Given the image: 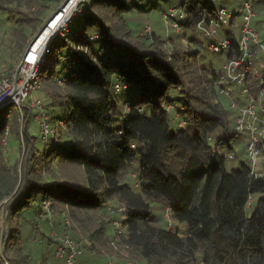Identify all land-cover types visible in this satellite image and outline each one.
<instances>
[{
  "label": "trees",
  "instance_id": "trees-1",
  "mask_svg": "<svg viewBox=\"0 0 264 264\" xmlns=\"http://www.w3.org/2000/svg\"><path fill=\"white\" fill-rule=\"evenodd\" d=\"M47 1L0 0V9L13 4L31 9ZM174 1L175 6L185 3L173 0L170 6ZM61 2L57 0V4ZM186 6L188 29L196 28L215 10L211 0H188ZM156 8L157 2L152 0H85L78 5L62 31L64 35L58 33L51 41V51L41 65L43 83L50 82L44 107L53 110L46 111L53 122L64 119L65 126L58 139L44 144L47 158L37 159L33 172H25L24 182L22 171L19 178L17 168L8 169L3 163L8 122L0 118V203L8 198L6 254L16 242L23 243L20 222L27 220V215L37 234L33 243L38 237L43 246L46 243L55 249L51 226L44 219L43 200L50 199L56 231L82 240L83 251L101 253L108 248L103 251L106 255L113 251L115 237L109 232L113 218L106 207L115 201L125 206V240L131 255L146 264H264V177L252 175L247 164L228 167L222 141L232 151L229 135L213 143V132L221 128L228 134L231 124L222 103H216L221 95L214 78L208 74L199 78L196 89L203 96L191 92L189 97L196 102L187 100L188 110L193 112L187 128L173 129L166 104L173 90L193 81L188 70L195 73L194 64L187 60L188 51L176 48L172 37L168 50L155 32L152 36L135 35L128 23L116 26L113 22L116 17L123 20L127 12ZM21 21L23 27L31 23L24 18ZM226 36L234 39L230 30ZM199 52L190 53L198 58ZM118 83L126 87L117 91ZM126 105L129 109L123 111ZM24 108L31 106L25 104ZM55 109L62 112L57 115ZM22 134L31 151H40L36 147L40 138L32 136L27 126ZM56 159H61L64 178L40 182L44 168ZM134 164L138 184L132 185L123 178ZM79 171L81 178L76 175ZM255 194L259 197L248 214ZM153 202L165 203L166 211L171 208L170 220L172 217L186 227L183 235L172 225H157ZM58 204L70 208V224L57 213L62 211ZM42 224L50 228L49 235L41 231ZM77 227L84 238L75 235ZM20 249L24 251L22 246ZM4 252L0 264H4ZM6 256L10 264H28L31 257L25 254L22 263ZM46 256L43 254L42 264H49Z\"/></svg>",
  "mask_w": 264,
  "mask_h": 264
},
{
  "label": "rangeland",
  "instance_id": "rangeland-1",
  "mask_svg": "<svg viewBox=\"0 0 264 264\" xmlns=\"http://www.w3.org/2000/svg\"><path fill=\"white\" fill-rule=\"evenodd\" d=\"M64 0H62L63 2ZM154 3L157 2V8L152 12H144V13H138V12H127L123 15L124 19L118 20L113 19L114 24L117 26H120L121 24L128 23L130 27L133 28L135 35H148L152 36V33L155 32L157 35H160L161 39L164 40V45L170 50L172 41L170 38H173V44L180 50L182 47L183 49H186L188 51L187 60L191 59V62L194 64V71L195 73H190L191 68L189 71V77L191 78V81H188L187 85H185L182 88L175 89L171 92L170 98L171 100L167 102L166 108H168L169 118L171 120V125L173 129H181L184 130L187 128L188 120H191V114L192 111L188 110L190 109V106L188 107L187 100L191 101V104H195L196 100L190 99L191 92L194 94L192 96H199L202 97L203 93H200L197 91V84L201 81L199 78L206 77L207 74L209 75V78L211 79L212 76V69H218L222 67L226 63V59L224 58V54L222 53H212L208 50V46L210 43V40L208 39L209 36L207 35L208 30V23L207 22H201L202 24L197 26L194 29H188L185 27V24L181 29L176 30L171 27V25L166 24L164 20V15L168 11L169 7H176L177 4L173 3V5L170 6L171 2L173 0H152ZM253 2L256 7L258 8V11L260 12L259 17L254 19V24L258 27L261 36L264 38V7H261V3L264 0H250ZM61 2V3H62ZM60 3V4H61ZM222 3L227 9L234 11L235 8L238 9L240 13L236 16V21L238 22L237 26H233V30L236 34L237 39L240 38L241 35V26L244 23L243 20V14L241 13L243 10V3L244 0H221V2H217V6ZM60 4H57V0H49L45 2V4L39 3L38 5H35L31 9L29 8H17L16 4L9 5L3 9H0V75L5 71H13L16 69L22 54L24 53V50L26 49L27 45L30 43V41L33 39V37L40 31V29L45 24L47 18L50 16V14L56 10ZM78 5V3L76 4ZM180 6V5H179ZM75 8V7H74ZM20 11L24 12L20 13ZM74 12V11H72ZM109 16L112 17V12L109 13ZM24 18L25 22L31 21L29 25L26 27H23V22L21 19ZM171 24V23H169ZM78 21L75 23V27H77ZM150 26L151 27V33H146V28ZM229 30V27L223 28L219 31L218 35L215 36V38L218 40L221 37H224ZM138 38L135 37L134 41H137ZM141 42V41H139ZM199 50L198 58L196 56L191 55L190 52L193 50ZM262 57L264 55L262 54ZM58 70H60V67L58 66ZM62 82V81H61ZM50 83V82H49ZM48 82L42 81V86L35 90L32 93L33 98H41L44 102V105L48 103V98L46 96V89L49 88ZM207 87V85L205 86ZM203 87L202 89H204ZM193 88V89H192ZM205 92V91H203ZM129 93V92H126ZM208 93V92H207ZM208 96V94H207ZM206 96V97H207ZM212 95V99H213ZM207 99H210L209 97ZM29 103V101H28ZM185 103V104H184ZM215 103V100L214 102ZM217 104H221L223 106V110L227 113V121H230L229 123V132L224 133L222 132L223 129L219 128L215 132H213V143L214 140H217L218 137L224 136L225 138L230 136L228 139L229 145L233 146L232 152L234 153L235 157L233 159L228 160L227 165L230 169L234 168H240L241 165L247 164V166L250 168V163L247 159V154L245 151V144L250 142V133L248 131H244L243 133H238L236 131V123H235V115L231 109L229 108L228 101L220 96V99L218 97V100L216 102ZM30 104V103H29ZM175 104V105H174ZM127 106V105H126ZM124 106L122 108L123 111H127L129 108L128 106ZM32 108V109H31ZM31 113L29 108L23 109V116L20 111L16 110L14 107L13 114L10 121H7L6 127L8 126L11 128V134L6 136L5 141V154L3 163L5 164L6 168L12 169L17 168L19 171V178L21 177V171L23 172L22 178L26 175L25 172L29 169L30 172L32 171V168L34 167V163L39 160H43V158H47L48 156V149L43 151L44 143L40 141V139H37L36 147L39 148L40 151L36 149L30 150V145L25 143L24 136L22 134V131L26 128V126L29 128V133L34 136L40 138V125L36 118V113L39 112L42 109H45L46 111L53 112L51 109H47V107L39 108V107H31ZM199 108L203 109V107L199 106ZM27 110V111H26ZM228 110L230 111L228 113ZM48 112V115L50 116ZM62 110L55 109V114H60ZM229 114V115H228ZM24 117L25 120L28 119L29 122L24 121L20 124L17 122L16 119L19 120V117ZM13 120V121H12ZM22 125H25L23 127ZM23 129V130H22ZM64 129V127H62ZM59 135V134H58ZM57 136H55V139H58ZM66 136L64 137L65 140ZM46 156V157H45ZM61 159H56L54 163H50L47 168H44L46 170H43V172H46L44 175H41L40 182H48L53 181L56 182L59 179L56 178H64L63 173L60 172V161ZM136 164L129 166L127 171L124 174V178L126 181L130 182L132 185L138 184V177L135 175L136 171ZM135 170V171H134ZM59 172L60 175H56ZM33 172V171H32ZM77 175V178L80 177V171ZM40 176V175H39ZM68 176V175H67ZM66 176V177H67ZM76 177V176H75ZM25 181V178L23 179V182ZM138 186V185H137ZM259 195L255 194L253 196L252 201L248 205L247 212L248 214L252 213V210L256 204V201L258 199ZM8 199V198H7ZM7 199H4L3 202L0 203V236L6 233L7 230V205L6 201ZM64 205V204H63ZM62 204H58L57 206L59 208H62V211L57 212L59 215H64L65 217L70 214V208L63 206ZM166 205L163 202H153V210L154 215L159 218V221H157V225L161 227H170L172 225L173 229H179L180 233L183 235L185 232V225L180 223L177 220H174L171 217L170 220V214L166 212ZM107 213L113 218L111 227L109 232L111 234H114V220H118L122 216V212L119 210L120 206L115 201H110L107 204ZM56 217V215H55ZM31 217L27 215V220L23 221V219L20 222V227L22 230V237H23V243H20L19 241L13 244V248L7 252V254L4 252V255H8L9 257L18 258L17 261L22 262L26 259L25 254L31 255L29 259L28 264H42L43 263V254L47 255L49 264H63V259H54L53 258V245L47 246L46 243L43 246V244L39 243L37 240V243H33V239L37 236V234L33 231L32 228V222H30ZM56 220V219H55ZM17 227V226H16ZM77 227V230L75 231V235H78L80 238H84L83 234ZM41 231L44 232L46 235H49L50 228L46 225L42 224ZM47 242V241H46ZM23 248V252L20 249L21 246ZM108 249V248H107ZM102 249L101 253H95L91 252L89 250L84 249L83 254L79 256V261L81 264H106L107 256L104 254V250ZM7 257V256H6ZM136 260L140 262V264H146L142 259L138 258L137 256H133ZM15 264H18V262H15ZM27 264V263H24Z\"/></svg>",
  "mask_w": 264,
  "mask_h": 264
},
{
  "label": "built area",
  "instance_id": "built-area-1",
  "mask_svg": "<svg viewBox=\"0 0 264 264\" xmlns=\"http://www.w3.org/2000/svg\"><path fill=\"white\" fill-rule=\"evenodd\" d=\"M85 0H77L78 5ZM186 1L180 6L169 8L164 15L166 24L179 30L189 19V8ZM215 10L206 17L203 22L208 23L207 35L209 36L208 50L212 53H222L226 63L218 68L213 69L212 76L215 86L220 95L229 103V108L235 115L236 131L250 133V142L245 144V151L248 162L250 163V172L255 177H264V38L258 27L254 24V19L259 17L260 12L256 5L250 0H244L243 3V20L241 26V35L237 39L233 26H237L236 16L237 8L234 11L227 9L222 3L217 6L221 0H211ZM75 4L74 12L71 11L45 40L42 48L35 50V56L31 57L32 49L23 59L22 57L17 65H20L18 79L16 80V69L13 71L5 70L0 75V118L6 121L11 120L13 107L21 112L23 116V107L29 104L31 107L44 108V102L41 98H33L32 93L42 86L41 65L46 61V55L51 51V41L58 33L63 34L68 23L78 7ZM188 4V3H187ZM171 23V24H169ZM202 23H199L201 25ZM229 27L233 33L232 37L224 36L216 39L219 31ZM146 33H151V27L148 26ZM64 35V34H63ZM34 46V45H33ZM231 51L232 56L228 57ZM116 90L123 89L122 84H116ZM29 101V103H28ZM20 116L19 121L22 123L24 117ZM37 121L40 125V139L44 144L51 143L55 136L60 134V129L65 126L64 119H57L53 122L51 116L45 109L36 113ZM9 127H6L8 135ZM6 135V136H7ZM6 141V140H5ZM223 149L227 158L233 159L234 153L227 149V143L222 141ZM50 199L43 200V207L46 211L44 219L48 220L51 226V236L55 241L53 251L55 259H63V264H81L79 256L83 254V242L80 239L73 238L69 232L60 234L55 229V215L51 208ZM119 210L122 212L120 219L113 222L115 237L111 241L113 251L106 253V264H140L138 260L132 257L130 246L126 242L128 237L127 227L123 220L126 218L125 206L119 203ZM167 213L171 214V208H167ZM67 223H71L69 216L65 217ZM40 241L37 237L36 241ZM4 252V236H0V253ZM4 264H10L9 259L3 255Z\"/></svg>",
  "mask_w": 264,
  "mask_h": 264
},
{
  "label": "bare ground",
  "instance_id": "bare-ground-1",
  "mask_svg": "<svg viewBox=\"0 0 264 264\" xmlns=\"http://www.w3.org/2000/svg\"><path fill=\"white\" fill-rule=\"evenodd\" d=\"M77 0H72L71 3L61 11V13H58L59 15L55 17L47 28L44 29L43 34L39 35V37L36 39V43L33 46L31 57L35 56L34 51L37 49H41L45 40L53 33V31L61 24L62 20L71 13L73 10V7L75 6Z\"/></svg>",
  "mask_w": 264,
  "mask_h": 264
},
{
  "label": "water",
  "instance_id": "water-1",
  "mask_svg": "<svg viewBox=\"0 0 264 264\" xmlns=\"http://www.w3.org/2000/svg\"><path fill=\"white\" fill-rule=\"evenodd\" d=\"M71 1L72 0H64L60 4V6L50 14V16L47 18L45 24L43 25V27L40 29V31L33 37V39L27 45L26 49L24 50L23 59L28 55V53L32 49L33 45L36 43V39L39 37V35L43 34L44 29L47 28L49 25H51L53 19L59 15L58 13H61V11H63V9L68 7V5L71 3ZM20 65L16 69V80L18 79V73H19Z\"/></svg>",
  "mask_w": 264,
  "mask_h": 264
},
{
  "label": "clouds",
  "instance_id": "clouds-1",
  "mask_svg": "<svg viewBox=\"0 0 264 264\" xmlns=\"http://www.w3.org/2000/svg\"><path fill=\"white\" fill-rule=\"evenodd\" d=\"M222 96V95H221ZM223 97V96H222Z\"/></svg>",
  "mask_w": 264,
  "mask_h": 264
}]
</instances>
